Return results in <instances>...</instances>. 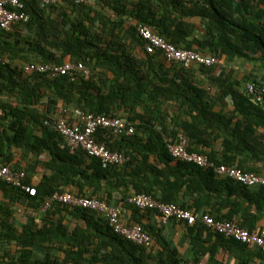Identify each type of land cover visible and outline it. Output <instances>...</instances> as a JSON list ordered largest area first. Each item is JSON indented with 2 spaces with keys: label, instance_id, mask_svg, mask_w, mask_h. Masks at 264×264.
Segmentation results:
<instances>
[{
  "label": "trees",
  "instance_id": "obj_1",
  "mask_svg": "<svg viewBox=\"0 0 264 264\" xmlns=\"http://www.w3.org/2000/svg\"><path fill=\"white\" fill-rule=\"evenodd\" d=\"M91 1H63L41 9L36 1L24 0L29 21L10 33L0 29V168L24 172L27 185L30 169L50 172L35 187L34 197L0 181L8 204L25 205L39 216V222L30 217L20 234L8 218L0 222V250L6 241L18 253L16 259L0 264H67L51 260L50 252L43 261L32 259L35 249L49 251L53 246L66 256V246L76 247L82 257L79 237L86 233L68 237L60 220L52 221L53 215L63 212L92 222L94 232L87 233L88 246L93 242L90 237H104L107 254L101 259L103 264L115 260L124 264L123 258H114L119 247L128 255L151 248L152 244L140 247L115 235L98 213L55 203L44 208L54 193L97 198L122 213L130 212L133 223L128 220V225H139L151 239L154 233L140 219L154 216L161 222L162 216L131 204L129 200L136 195L189 211L196 217L192 223L170 219L189 227L209 216L258 232L256 224L264 216V187H245L217 176L213 169L174 159L166 145L183 134L187 152L204 155L216 166H236L259 175L249 163L259 159L258 153L264 155V145L259 143L263 138L256 134L264 128V97L259 104L251 103L246 84L264 85V0ZM138 25L149 27L179 50L223 62L189 69L168 63L157 52L146 53ZM67 62L83 64L87 75L79 74L71 81L67 76L24 75L21 71L25 64L60 66ZM227 97L233 104L229 112L223 111ZM75 111L120 116L133 125L131 137H116L106 130L95 135L97 142L122 153L128 161L104 169L83 151L70 150L61 136L44 125L58 118L72 122L69 118ZM214 141H221V152L203 151L202 147L210 148ZM202 230L211 231L205 226ZM215 235L238 251L251 247ZM74 263L83 264L81 259Z\"/></svg>",
  "mask_w": 264,
  "mask_h": 264
},
{
  "label": "built area",
  "instance_id": "obj_2",
  "mask_svg": "<svg viewBox=\"0 0 264 264\" xmlns=\"http://www.w3.org/2000/svg\"><path fill=\"white\" fill-rule=\"evenodd\" d=\"M34 1L37 2L41 9L55 6L63 1H69L75 4H90L92 2L91 0ZM28 21L29 15L25 11L24 0H0V29L2 31L10 33L19 24H25ZM136 31L144 42L146 53L154 54L157 52L161 54L168 63H175L183 69H189L192 66L211 67L222 63L221 60L212 56H203L191 50H179L173 45L165 42L147 26L138 25ZM21 71L24 75L67 76L71 81H74L79 74L87 75L88 73L83 64H73L69 62L60 66L25 64L22 65ZM246 91L251 103L259 104L262 102L264 97L263 84L248 83L246 85ZM1 116L2 111L0 110V117ZM44 125L61 136L70 150L83 151L88 156L98 160L101 167L104 169L112 165H123L128 161L125 155L119 152L109 151L106 145L97 142L95 137L99 130H106L116 137L133 136L135 133L133 125L127 123L120 116L109 117L105 114L93 115L75 111L73 113L72 122H69L67 119L58 118L46 120ZM166 148L172 158L179 159L200 168L213 169L216 175L227 177L242 186H264L263 176L242 172L235 167H226L224 165L216 166L204 155L187 152L186 139L183 135H178L176 141L167 143ZM0 181L20 189L30 197L36 195V189L25 184V174L22 171H16L10 167H1ZM129 202L139 209L157 211L162 216L163 222L169 219H176L187 223L196 221V217L189 211L183 210L174 204L158 202L145 194L136 195L132 197ZM52 203L98 213L106 219L109 228L115 235L140 247L148 248L152 244L151 237L146 234L139 225H128L124 221L120 208L112 207L102 200L97 198H86L69 193H54L46 202L44 208L49 207ZM200 222L217 235L233 239L240 244L252 246L264 252V228L258 232H250L239 227L235 223L217 221L209 216L201 217Z\"/></svg>",
  "mask_w": 264,
  "mask_h": 264
},
{
  "label": "crops",
  "instance_id": "obj_3",
  "mask_svg": "<svg viewBox=\"0 0 264 264\" xmlns=\"http://www.w3.org/2000/svg\"><path fill=\"white\" fill-rule=\"evenodd\" d=\"M166 66L168 67L169 64H166ZM241 77L242 74H239L238 78L240 79ZM225 103L226 107L223 108V111L229 112L233 110V104L229 97L226 98ZM166 109L169 112L172 111L169 107ZM216 111H218V108H216ZM70 119L73 120V114H71ZM34 133L40 136L39 132L36 131ZM256 134L263 138H259V143L264 145V128L258 129ZM209 146L210 148L202 147L203 151L216 152L217 154L221 152V141L210 142ZM258 156L259 159H252L249 166L255 167L259 171V176L264 177V155L258 153ZM43 159L44 156L39 158L40 161ZM15 161H18V158H16ZM21 166L27 168L25 163H22ZM232 167L242 171L236 166ZM49 174V171L39 167H34L33 170L30 169V171L26 172V175L30 180L29 186L35 188L41 181L42 177L46 175L48 176ZM119 198L120 196H116L115 201H119ZM122 215L127 224L128 220L131 221V223L129 222L130 224L133 223L130 212L124 210ZM30 217H36L38 219L37 222H39V216H37V213L30 211L25 205L8 204L3 198L2 191H0V222L8 218V222L12 223L14 230L20 234L23 228L28 227ZM58 220H60L61 225L66 228L68 237H72L73 233L84 235V233L92 234L94 232L93 228H91L92 222L87 223L86 221L76 219L67 213L63 212L52 216L53 222ZM140 221L143 226L154 233V236L152 237V246L144 253L132 252L131 254L129 253V255L122 247L117 248L114 258L117 260L123 258L125 260L123 262L124 264H128L126 261H129L130 264H244V260H247V263L245 264H264V254H259L257 251L259 249L251 246L248 247L245 252L238 251L232 245L230 246L220 241L211 231L202 230L204 225H202L200 221L201 224L197 222L195 227H189L187 223L185 224L170 219L166 222H159L154 216H145L140 219ZM33 224L35 227L40 226L34 222ZM256 227L259 231L264 228V216L257 222ZM86 234L83 238L79 237V240H81V243L83 244L81 248L83 253L82 257L78 256L77 253L79 250L76 247L72 249L70 246H66L67 249H69L66 256L63 251L57 250V247L53 246L49 251L43 247L35 249L33 251L32 259L43 261L48 258V252H50V259L57 260L58 262H63L65 260L67 264H75L74 260L81 259L83 264L84 262L91 260H94L93 264H103L101 263V259L107 254L104 237H90L93 242L90 244L91 246H88L86 243L89 239L86 238V236L88 237L89 235ZM4 242L7 245L4 249L1 248L0 250V261L7 259L5 262L7 263L16 259L18 253L16 246L13 244L9 245L6 241ZM114 264L121 263L115 260Z\"/></svg>",
  "mask_w": 264,
  "mask_h": 264
}]
</instances>
